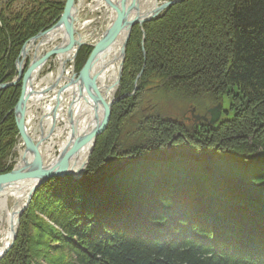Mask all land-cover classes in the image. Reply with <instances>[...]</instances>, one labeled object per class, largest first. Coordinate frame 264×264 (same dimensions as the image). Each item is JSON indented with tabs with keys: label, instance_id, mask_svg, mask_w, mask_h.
Returning <instances> with one entry per match:
<instances>
[{
	"label": "trees",
	"instance_id": "trees-1",
	"mask_svg": "<svg viewBox=\"0 0 264 264\" xmlns=\"http://www.w3.org/2000/svg\"><path fill=\"white\" fill-rule=\"evenodd\" d=\"M16 1L0 0V82L16 76L23 44L65 3ZM144 29L138 92L113 106L81 181L59 176L39 187L0 264H264V0H183ZM141 39L135 26L120 95L142 68ZM157 79L166 81L145 89ZM145 92L152 109L140 107ZM228 92L234 116L195 134L171 113ZM20 94L21 82L0 90L2 171L19 136ZM175 132L188 140L171 143ZM146 151L159 157L126 160Z\"/></svg>",
	"mask_w": 264,
	"mask_h": 264
},
{
	"label": "water",
	"instance_id": "water-1",
	"mask_svg": "<svg viewBox=\"0 0 264 264\" xmlns=\"http://www.w3.org/2000/svg\"><path fill=\"white\" fill-rule=\"evenodd\" d=\"M110 6L115 7L116 18L117 21L120 19V28H118V24H115L116 30L113 33V38L109 40H102L100 44L96 47L95 51L89 58V62L97 63L101 61L100 67L97 69H91V65L86 63L81 72L80 77L78 78V83L80 84L81 89L80 93L78 92L76 95L72 97L70 107L67 113L69 123L71 125V133L67 144H65L59 151L58 155L55 157V160L52 164H44L43 160L39 154L40 151V141L35 145L32 139L29 137L30 129L25 122V113L32 104L39 102L43 98H39L38 95L46 94L48 91L52 89L57 90L56 104L52 110V124L51 128L47 135L42 134L41 137L44 140L46 137L50 136L53 133L55 124H56V116H57V108L60 102H62L65 97L64 87L56 88L58 85V81L54 80L51 85L46 86L41 89L38 86H34L35 80L39 75L40 68L45 60L52 53H58L62 51V44L58 43L52 47V49L47 50V52L35 53L33 58L30 60L29 66L27 70L23 71V63L22 60L16 61V68L18 71V75L15 79L9 82L0 83V89L6 88L11 85H15L19 80L22 79V91L20 98L14 108V115L16 124L19 128V131L25 141V152L21 157L19 163L9 172L0 173V197L5 196L12 190H15L19 186H26V183L30 185L28 188V192L20 207L17 224L12 226V239L9 245L6 248H3L0 251V259L5 256V254L10 250L13 246L15 239L18 234L20 217L23 211L29 206L33 195L37 191L38 187H40L44 182L59 176H68L75 181H79L90 162L91 155L94 151V147L97 141V137L102 134L108 126L111 117V108L116 100L122 98H115L112 96L110 100H106V92L101 90V86L97 84L98 76L101 72L106 68L108 62L113 61L114 57L109 59L107 62L104 61L108 51L116 42V34H122V32H126L124 34L123 40L120 42V62L118 67V79H120L123 63L125 60V49L126 42L130 35L132 26L134 24H139L142 26L144 22L155 19L162 15V11L170 7L171 5L180 2L181 0H165L162 3H159L158 0H154V4L149 6L143 3L142 0H117L118 2H113L112 0H106ZM75 0H67L65 4L64 12L62 13L61 19L59 22L54 25L49 30H53L54 28H61L62 26H66L68 30V35L72 37L74 30V21L76 20L77 9L74 5ZM49 30L44 32H39L37 35L33 36L29 41V44H25L19 54L23 59L27 55L29 48L32 47L33 42H35L38 38L41 37L43 40L45 37V33H48ZM115 36V37H114ZM119 37V36H118ZM104 41V47H102ZM39 47V46H37ZM59 54V53H58ZM116 57V55H115ZM89 64V65H88ZM99 66V65H98ZM89 79V81H88ZM87 80V81H86ZM85 81V82H84ZM41 89V90H40ZM105 94V95H104ZM126 96V94H124ZM128 95V94H127ZM124 97V96H123ZM79 98L85 99V103H92V106L95 110V115L101 117L97 122H95L93 128L88 133H78V127L75 124L74 120V108L76 103L79 101ZM91 100V101H90ZM222 109V103L219 102L213 108H210L211 112L210 122L213 124L217 122L220 118V113ZM100 114V115H99ZM43 118V117H42ZM95 120V119H94ZM42 140V141H43ZM90 145L89 150L85 158L82 159V162L78 165L76 169L72 168V159L77 155L79 150L84 146ZM35 163V164H34ZM27 184V185H28ZM18 201L16 202V204ZM14 206V205H13ZM12 206V208H13Z\"/></svg>",
	"mask_w": 264,
	"mask_h": 264
},
{
	"label": "bare ground",
	"instance_id": "bare-ground-1",
	"mask_svg": "<svg viewBox=\"0 0 264 264\" xmlns=\"http://www.w3.org/2000/svg\"><path fill=\"white\" fill-rule=\"evenodd\" d=\"M79 1L75 0V2H74L75 8L77 9V13H76V17H75L76 20L74 21V30L76 31V29H75L76 26L75 25L79 24L83 28H85V30L87 31V29H89V27H90L91 22L89 21L88 17H84L83 14L80 13L79 11L82 10V8L84 7V5L86 4V2L88 0H79ZM103 1H98L97 4H92V3L90 4L89 3L88 4L89 7H88L87 10H89V9H90V11H91V9L94 10L98 6L102 5ZM112 1L115 2V3L118 2L117 0H112ZM142 1H143V3H145V4L149 5V6L154 4V0H142ZM105 3L104 4L106 6L109 5V3L107 4L106 1H105ZM110 8L113 10L112 17L107 22L101 24V27H100V30H99V33H98L99 37H98V39L96 41H92V42L89 41L88 33L86 34V31H84V29H82L81 31L78 32V36L75 33V31H74L73 34H72V37L68 35V30H67L66 26H62L61 28H54L52 31L49 30L50 28H52L54 25H56L59 22V20L61 19L62 15H60L59 19L56 20V22L54 24H52L49 28H47L45 30H42V31H39V32H44V31L49 30L48 33H45V37H44L43 41L41 42V45L44 44V42H50V41H53V40L55 41V40H58L59 38L61 39L59 43H61L63 45L62 46V51L58 52L59 54L57 52L56 53H52L47 59V60H49V58L52 57L53 54H56L57 56H59V61L61 63L58 64V67L52 73L53 77H54L53 81L57 80L59 82L58 85L56 86V88L64 87L63 91H64L65 95H66V93L68 95L71 94L70 98L65 97V98L69 99V101H66V104L63 101L65 98H63L62 102H60V104L58 105V108L60 109L61 112H62L63 108H65L64 106H66V108H65L66 111L64 113L67 114L68 110H69V107H70V103H71L72 97L74 95H76L78 92L80 93L81 89H79V88H81V86L78 83V78L81 75V72H82V70L84 68V65H86V63L89 62L88 60H89L90 56L93 54V52L95 51L96 47L100 44V42L102 40H106L107 41V40L113 38V33L116 30L115 24L119 23L118 24V28H120V19L118 20V22H116L117 21L116 11H115L116 8L112 7V6H110ZM160 16H162V15H160ZM147 22H149V21H147ZM120 33L118 35L116 34V36H117L116 39H118L119 41L117 42L116 46L114 47V49H115L114 52H118L117 47L120 46V42L123 40L124 34H126V32H124V31L122 32V34H120ZM78 37H79L78 42L74 44L73 41L76 38H78ZM29 40H30V38L23 44V46L25 44H29L30 43ZM106 41H104L102 47H104V44L106 43ZM41 45H39V46H41ZM71 45H73V46H71ZM23 46H22V48H23ZM53 46H55V45H53ZM84 46L85 47L89 46L91 48L90 52L88 54L89 57L87 56V58L85 59L84 63L81 65V67L77 68L75 66V59H74V55H75L74 52L75 51L74 50H77V49H79V47H84ZM22 48H21V50H22ZM21 50H20V52H21ZM109 52L111 53V49L108 51L107 55L109 54ZM112 56H113V54H110V55L106 56L104 61L107 62L109 59L112 58ZM17 60H22L23 64L25 62V58L23 59L19 55L17 57ZM47 60H45V61L47 62ZM68 61H72L73 63H72V65H70L71 67L67 68V64L66 63ZM46 62L43 63V65H42V67L40 69L44 68V64ZM89 64L91 65V69L93 68L94 64H95L94 65V69L95 68L97 69L98 67H100L101 61H98L97 63L89 62ZM110 68H113V67L111 66L109 68H105L101 72V74L98 76V78H96L97 79V84H98V80H100V82H101L102 86H101L100 89L102 91L104 90L107 95L110 92H112V90H114V86L110 82L111 78H112V76L114 74V69L110 70ZM88 81H89V79H88ZM51 83H48V81L44 80L43 84L40 83L41 85H39V86H40L41 89H43L46 86L51 85ZM57 93L58 92H57L56 89H52V90L48 91L46 94H42V95H38V96H39V98H49L50 100H52L53 96L51 97V95H54V101H55L56 97H57ZM91 102L86 104L85 103V99L79 98V101L75 105V108H74V120H75L76 126L78 127V133H88L93 128L95 122H97L101 118V117H98V116L95 115V110H94V107L92 106ZM14 108H13V112H14ZM58 115H59V113H58ZM50 118L51 117L47 114V118L46 119H47L48 122L50 121ZM62 119H64L66 121V118H65L64 115H62ZM67 120H68V116H67ZM25 121H27V120H25ZM30 122H32V121H30ZM27 125L29 127L30 124L28 123ZM55 127H56V125H55ZM55 127H54V129H55ZM50 128H51V125L49 126V129ZM64 128L65 129L69 128L68 129L69 136L63 143H61V148L65 144H67V141L69 140V137H70L71 125L69 123V120H68V123L65 125ZM64 128L58 129L55 133H52L51 135L52 136H55L57 134L60 135L63 132ZM18 130H19V128H18ZM41 130H44L42 118H41V121H40V131ZM44 135H46L45 132H44ZM50 136H48V137H50ZM29 137L32 139V141H33V143L35 145H37V143H39V141H40V148H39L40 149V151H39L40 156L39 157L42 158L44 164H48V165L52 164L54 162V160H55V157L57 156V155L54 156V153H52V150H51L52 148H54V145L52 146V143L53 144L56 143V141L54 140V137L52 139V143L48 144L45 147V149H44L43 146L41 147V144L47 138H45L43 140L40 134L37 135V134L32 133L31 131L29 133ZM20 143L23 145V150H22L21 154L19 153V155H18L19 158L17 159V155H16L17 153H15V148ZM25 144L26 143H25V141H24V139H23V137H22V135H21V133L19 131V136H18V138L16 140V143H15L11 153L7 157V165L11 166V169L9 171H11L12 169L15 168V166L21 160V157L24 155L25 148H26ZM89 146L90 145H87V146L85 145L84 147H82L79 150L77 157L75 156L72 159V168L73 169H76L78 167V165L82 162V159L85 158V156L88 153ZM142 156H145V157L147 156V157H150V158H158L159 157L155 153L146 151V152H143L142 154H140L138 156L129 155L126 158V160L128 158H130V157H142ZM110 157L111 156H108V158L106 160H108ZM125 161H123L122 163H118V161H116V165L117 166H122L125 163ZM9 171L0 170V173H6V172H9ZM81 180H82V178L79 181H81ZM79 181H77V182H79ZM27 184L28 183H26V186L17 187L15 190H12L8 194H6L2 198H0V207L5 208L6 211H7V215H6L5 219L3 218L4 220L2 219V222L0 223V251L3 248H6L9 245V243H10V241L12 239V232H11L12 226L15 227V225L17 224V218H18L19 210H20V207L23 204L22 201L23 200L25 201V198H26V195H27V192H28V188H30V185L29 184L27 185ZM38 189H39V187H38ZM12 200L15 201L14 202L15 204H14L13 208L12 207L9 208V202L12 201ZM17 201H18V203L16 204Z\"/></svg>",
	"mask_w": 264,
	"mask_h": 264
},
{
	"label": "rangeland",
	"instance_id": "rangeland-1",
	"mask_svg": "<svg viewBox=\"0 0 264 264\" xmlns=\"http://www.w3.org/2000/svg\"><path fill=\"white\" fill-rule=\"evenodd\" d=\"M2 1L5 2L7 0H2ZM40 1H42V0H40ZM66 1L67 0H65L62 13L64 12V8H65ZM77 1H79V0H77ZM88 1L86 2V4L84 5V7L82 8V10L79 11V12L82 13L84 17H88L89 21L91 22L90 27L86 31L85 28H83L81 25L76 24L75 25L76 26L75 33L78 36V32L81 31L82 29H84V31H86V34L88 33V37H89L88 39H89V41L92 42V41H96L98 39V37H99V34L98 33H99V30H100L101 24L107 22L112 17L113 10L110 8V5H107V6L105 5L106 4L105 3L106 0H104V1L103 0H88ZM98 1H103V4L100 5V6H98L94 10H92V9H91V11H90V9L87 10L88 7H89L88 6L89 3L90 4L91 3L92 4H97ZM158 1H159V3H162L165 0H158ZM181 1H183V0H181ZM30 2H31V0H17L15 2L14 6H15V8H20L21 6L29 7L30 5H32ZM107 4H108V2H107ZM175 4H177V3H175ZM173 5H171V6H173ZM170 7H168V8H170ZM167 9H165V10L162 11V15H163L164 11H166ZM62 13L60 15H62ZM149 21H151V20H149ZM145 23L146 22H144L142 24V26L139 25V24H134L132 26L130 35H129L128 40L126 42L125 60H124V63H123V70H122L120 79L118 81H117V79H118V67H119V62H120V46L117 47L118 52H114V50H115L114 47L116 46V44H117V42L119 40L117 39L116 42L114 43V45L110 48L111 49V53L109 52L108 55L113 54L112 58L114 57V60L108 62V64L106 65V68H109V67L112 66L113 68H110V70L111 69L112 70L114 69V74H113V76L111 78V81H110L111 84L114 86V90H112V92H110L108 95L106 94V100H110L112 98V96H115V98L122 97V98L116 100L115 103L112 105L111 114H112L113 106L116 103H118V102H120V101H122V100H124L126 98H129V97L134 96L138 92V90H139V86H140V82L139 81L141 79L142 73L144 72L145 65H146V61H147L146 49H145V40H146V31L144 29V24ZM135 26H139V28H140V30L142 32L141 45H142V52H143V55H144V62L142 64V68L140 69V71L135 76L133 90L130 91V92H124L123 94L120 95L117 92H118V90L120 88V84H121V80H122V76H123V72H124V65H125L126 56H127V47H128L129 39L131 37L133 28ZM37 34H35V35H37ZM35 35H33V36H35ZM33 36H31L30 39ZM60 40L61 39L59 38L58 40H55V41L53 40V41H50V42H44V44L41 45V42L43 40L40 37L35 42H33L32 47L29 48V51H28L27 55L25 56V62L23 64V71L25 72L27 70V68L29 66V63H30V60L33 58V56L35 55L36 52L38 54L39 53L43 54V53L47 52V50L52 49L53 45H56V43L58 44L60 42ZM78 40H79V37L76 38L73 41L74 44L77 43ZM39 45H41V46H39ZM37 46H39V47H37ZM71 46H73V45H71ZM87 48H89V46H87V47H85V46L84 47H79V49L74 50L75 51L74 52L75 53L74 59H75V66L76 67L78 66V63H79V56H78V54L84 52ZM19 54H20V52H19ZM108 55H106V56H108ZM115 55H116V57H115ZM88 57H89V55H88ZM59 63H61L59 61V56H57L56 54H53L52 57H50L49 60H47V62L44 64V68L39 71V75L37 76V78L35 80V83H34L35 85L34 86L40 87L39 85L43 84L44 80L48 81V83H51L53 81V78H54L52 73L58 67V64ZM72 63H73L72 61H68L66 63L67 64V68L68 67H71L70 65H72ZM17 75H18V71H17L16 76L13 79H15L17 77ZM12 80H9V81H12ZM9 81H5V82H9ZM165 81L160 82L157 79V81L155 83L153 82L151 84V86H147L145 89L151 90V89H154V87L162 86V84H164ZM19 82H21V91H22V79L19 80L17 83H19ZM0 83H3V82H0ZM98 85L99 86H102L100 80H98ZM11 86H14V85H11ZM11 86H8V87H11ZM8 87H6V88H8ZM6 88H3V89H6ZM3 89H0V90H3ZM124 94H126V96ZM69 95L66 93L65 97L70 98L71 97V94H69ZM144 95L146 97L144 98L143 104L141 103L140 107L143 108V110H145V109L148 110L150 108L152 109V106H150V105H152V103L154 101L153 100V97H151V95L149 93H146V92L144 93ZM206 95L207 94H204L202 96H198V101L195 100V97L194 98L191 97L193 101L188 102V104H186V106L184 105V107H183L184 109L181 108V107H179V108H176V109H174V110L171 111V113L174 116H177L178 118L180 117L182 119V121H184V123L186 124V126L187 127H190L189 131L190 130L193 131L194 134L197 133L196 130H195L196 127H198V129L200 131L203 127L205 128V125L204 124L209 123L211 125H218L221 121H223V120H225L227 118L233 117L234 116V113H235V111L233 110L232 105H231V96L229 95V92H228V93H226L222 97V100H220V101L217 102V103H219V102L222 103V109H221V113H220V118H219V120L217 122H215V123L212 124L210 122L211 112L209 111V109L210 108H213L217 103L216 102L215 103H212L211 99L210 98H207ZM52 96H53L52 100H50L49 98H43L39 102H36V103L32 104V106H30L28 108V110L26 111V113H25V120H27L28 122L27 121H25V122H26V124H28V123L30 124L29 125V129H31L30 131L32 133L37 134V135L38 134L42 135L45 132L46 135L48 134V132L50 130L49 129V126L51 125L52 118H53L52 110H53V108H54V106L56 104V100L54 101V95H51V97ZM203 96H204V98H200V97H203ZM68 98H65L63 100L65 102V104H66V101H69ZM138 101L140 102L139 99H138ZM136 103H137V100H136ZM174 106H175V104H173V107ZM64 107L66 108V106H64ZM168 107L171 108L172 107V104L171 105H168ZM65 108H63L62 112L60 111L59 108H57L58 111H57V116H56V121H55L56 122V124H55L56 127L53 130V133H55L60 128H64L65 125L68 123L67 116H66L67 114L64 113L66 111ZM122 111H123V109H122ZM58 113H59V115H58ZM47 114L51 117L49 122L46 119L47 118ZM62 115L65 116L66 121L64 119H62ZM41 118H42L44 130H41L40 131V121H41ZM30 121H32V122H30ZM201 124H203V125H201ZM68 129L69 128H67V129L64 128L63 129V132L60 135L57 134L55 136H52L51 135L50 137H46L47 139L44 141L45 143L43 142L41 144V147L43 146L44 149H45V147L48 144L52 143V139L54 137V140L56 141V143L55 144L52 143V146L54 145V148H52L51 150H52V153H54V156L55 155H58V153H59V151L61 149V143H63L68 138V136H69ZM176 137L177 138H179V137H185V140L186 141L188 140V137L185 136V134L183 135V133L175 132L173 134L170 142L173 141V139H175ZM249 138L251 140L250 142H252V138L251 137H249ZM187 148H188V145H187ZM22 150H23V145L20 143L15 148V153H17L16 154L17 155V159L19 158L18 155H19V153L21 154ZM171 152L172 153H175L174 150H171ZM2 197H0V198H2ZM14 202H15L14 200H12V201L9 202V208H11L15 204ZM22 202H24V200ZM6 215H7L6 209L0 207V223L2 222V219L3 218L5 219ZM19 224H20V222H19ZM18 230H19V228H18Z\"/></svg>",
	"mask_w": 264,
	"mask_h": 264
}]
</instances>
